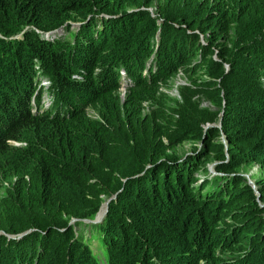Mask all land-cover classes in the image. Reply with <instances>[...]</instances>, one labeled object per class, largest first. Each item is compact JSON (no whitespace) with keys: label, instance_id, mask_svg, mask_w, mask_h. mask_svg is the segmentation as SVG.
Wrapping results in <instances>:
<instances>
[{"label":"trees","instance_id":"trees-1","mask_svg":"<svg viewBox=\"0 0 264 264\" xmlns=\"http://www.w3.org/2000/svg\"><path fill=\"white\" fill-rule=\"evenodd\" d=\"M88 12L99 14L80 20L73 45L48 43L29 29L23 30L29 51L23 41L3 45L24 58L6 76L26 85L37 56L54 104L38 117L28 112L30 88L0 94V126L9 121L4 133L0 129V264H96L88 248L67 254L70 219L93 216L102 196L112 195L110 219L96 223L105 246L133 229L143 235L128 241L130 251L137 242L159 239L157 232L182 235L163 240L158 259L142 254L140 264H190L195 249L207 256L203 246L230 249V257H213L210 264H264V176L254 191L237 174L242 163L264 168V0H0V34L30 23L52 28ZM152 52L155 69L141 75ZM114 65L132 80L122 98ZM177 69L186 83L177 87L179 99L168 97L171 104L158 87ZM71 72L82 78H70ZM217 120L218 127L211 125ZM22 133L24 144L12 146L9 140L21 141ZM191 137L201 140L200 148L178 156L174 146ZM211 156L216 173L198 180L195 171L205 172ZM169 215L163 225L159 219ZM135 259L111 256L109 264Z\"/></svg>","mask_w":264,"mask_h":264},{"label":"rangeland","instance_id":"rangeland-1","mask_svg":"<svg viewBox=\"0 0 264 264\" xmlns=\"http://www.w3.org/2000/svg\"><path fill=\"white\" fill-rule=\"evenodd\" d=\"M50 5L55 3V0H49ZM111 3V1H110ZM133 6L127 8L130 9ZM147 11L149 12L150 16H153L155 14V9L152 5H149L148 7H146ZM126 9V10H127ZM94 12H88L85 13L84 15H82L79 18H72L73 14H70L69 18L67 20H64L63 24L60 25H56L55 27L52 28H48L49 26H43V25H34V24H27L24 26V29H29L28 31H33V33H36L38 39L41 38L43 39V41H46L48 43H50V41L48 40L50 38V36H48L49 33H52L51 30L54 31L55 38H59L58 39V43L62 42V47L69 45L70 42L75 41L76 39V31L78 29V27L80 26V20L86 21L85 19L90 17V16H96L99 14L98 13H94ZM104 13V15L102 16H106L108 13L107 12H102ZM52 16V14H51ZM48 17V16H46ZM133 24H131L130 26H132ZM43 26V27H41ZM133 30H136L135 26H132ZM140 27L143 29H145V25L142 24L140 25ZM58 31V32H57ZM27 31H16L14 33L11 34H7V35H3L0 34V44H2V48L0 49V94L3 93H8V88L9 87H13L15 89V92L17 91L20 94H24V92L26 91V89H31V91L27 94L26 96V101L27 104L30 105L32 103V108L30 106H27L28 108V112H33L35 113L34 115L40 117L41 115H39L41 113L40 110V106L38 103L36 102V99L38 98L39 100H41L42 102V109L47 107L50 103L49 98L50 96L52 97L51 94L49 93H45V91H42L41 89H38V84H41L42 87H45L46 85V80L44 78V74L40 71V67H39V60L37 58V56H32V68L35 70V73L33 74V70L31 68L30 70V76H31V82L29 85H26V83H23L22 80L17 81L16 80V76L14 77H8L6 76L7 73H10L9 70L10 68L13 66V64H15L14 66L18 67L21 65H19L18 63L23 62V56L21 55V52L17 53V52H13L12 48L11 50L7 51L6 49H3V45L7 42L6 40L9 39H14L10 42L12 43H17V41H23L24 45H25V50L29 51V47H26V41L24 39V33ZM117 36V35H116ZM116 36L113 34L112 38H111V46L115 47L117 44H119L116 41ZM22 39V40H21ZM52 39V37H51ZM157 40L158 38L156 37V32L154 34V31H152L151 36H149V44L150 47L155 48L156 44H157ZM68 43V44H67ZM62 47H60L59 49H61ZM68 48V46L66 47ZM71 49V47L69 48V50ZM24 50V49H23ZM24 50V51H25ZM23 51V52H24ZM154 59V54H149L145 59H144V63H149L148 61ZM119 65H114L113 68L111 69L112 71L117 73V78L120 72V69H117L116 67ZM4 70V73H1V70ZM100 68H95L93 69V73L97 72ZM143 72V71H142ZM37 75H39V79L37 81ZM69 77L70 78H74V79H81V75H79L78 72H71L69 73ZM123 78V77H121ZM126 81H130V79L128 78ZM126 81L121 79V81L118 80V84L119 82H121L119 84V86L116 88V93L117 95L121 98L124 96L125 91H126ZM186 83V77L183 74V72L180 69H177L175 71H173L172 73H170L169 77L167 78L166 82L162 83L163 85H159L158 89L162 92H164L167 96L166 101L168 103H173L172 100L168 99V97H172L175 99H179V95H178V91H177V87L180 84ZM128 86V84H127ZM40 94L41 97H33L34 94ZM33 97V99H32ZM36 103L38 104L37 110H34V107L36 105ZM201 104L202 105H209V103L206 100H203V98L201 99ZM146 102L143 103V106L146 107ZM80 109H82L83 111H86L87 114L89 115H95V112L93 110V108L86 104V105H80ZM51 113V112H50ZM44 118H46L45 115H43ZM45 124V122H42ZM220 124L219 120L215 121L214 123H212L211 125H214L216 127H218ZM9 125V121L5 122V126L3 127L0 126V129L2 128L3 133L6 130L7 126ZM25 131V130H24ZM23 131V132H24ZM22 138L20 139L21 141L18 140H9L10 144H12V146L15 147H21L24 144V141L27 139V133H22ZM20 136V137H21ZM217 139L220 140L223 144V150L224 153L227 154V147H226V143L224 142V136L221 133V131L219 132ZM201 146V140L198 137H191V138H187V139H183L181 142H179L178 144H176L174 146V152L178 155V156H185L191 153H195ZM199 147V148H198ZM198 148V149H197ZM197 149V150H196ZM196 150V151H195ZM0 159H3L0 156ZM214 159L213 157H209L206 160V170L204 171H195L194 175L198 176V180H203L204 178H210L213 174L216 173V171H213L214 169ZM237 174H240L245 182L249 183L251 186H255V180L258 176H264V168L260 165H258L257 163H242L240 164L238 170H237ZM212 182V181H211ZM219 182V181H217ZM209 185L206 184V186ZM2 189H0L1 191ZM112 198H114V195L109 196V197H105L102 196V201L100 206L98 207V209L96 210V212L94 213L93 216L91 217H83V218H77V219H70V223L73 225L72 226V234H73V238H71V244L69 245V248L67 249V254H71L73 251H76V253L79 255L78 253V248L79 249H83L85 251V249H89L91 252V257H89V261L92 259L93 261L96 260V264H109V261L111 260V256L113 258V261L115 260H119L122 256H126L128 257L129 254H133L134 257L137 259V263H136V259L135 262L136 264H140L139 261H142L143 256L142 254H151L152 258H157L158 259V255L162 252H164L163 249V240H166L167 238H172V240H175L178 238L179 235V239L180 237H182L181 234H178L177 231L173 230V229H169L167 230L168 232L166 233V236H162L161 233H156L155 236L159 239L162 240H153L151 242H146V240H142L141 242H137V246H134L132 251H130V248H128V241H135L137 239H139V237H142L141 232L137 229H133L129 235L128 238L125 239L123 238V234H119V238L121 239V241H117L115 243V245H104L102 243V231L100 230V228H98L96 226V223H100L102 222L104 219H110L111 214H109V209L111 207V201L113 200ZM102 205V206H101ZM101 207V211L100 210ZM148 209H152V207H145ZM163 213H168V211L166 209H164L162 211ZM100 214V215H99ZM170 218V215L164 218H160L159 221L161 223H163V225H166V223L168 222V219ZM129 219V217H128ZM173 221H174V217H173ZM219 226L222 225V223H218ZM147 229L149 230L150 227H147ZM179 231V229H177ZM180 232V231H179ZM104 237V236H103ZM178 239V240H179ZM170 240V239H169ZM197 248V246H196ZM221 248V247H220ZM236 248L232 247V250H234ZM230 249H226V248H221V249H211L209 248V246L204 247L203 246V252L206 253L207 256H203L202 255V250L199 252H196V249L194 250L193 253L189 254V260H190V264H210V259H212L213 257H230V253H228L227 251ZM244 252V251H243ZM57 255V253L55 252L54 255ZM123 254V255H122ZM244 253H235L234 256L236 257H242ZM59 257V256H57ZM82 256H79V259ZM85 258V255H84ZM160 258V257H159ZM56 259V258H55ZM95 259V260H94ZM227 259V258H226ZM192 260V261H191ZM154 261V260H153ZM159 261V260H156ZM246 261V260H245ZM155 262H153L152 264H154ZM257 263V261L255 262H251L248 264H254ZM144 264V263H143ZM146 264V263H145Z\"/></svg>","mask_w":264,"mask_h":264},{"label":"clouds","instance_id":"clouds-1","mask_svg":"<svg viewBox=\"0 0 264 264\" xmlns=\"http://www.w3.org/2000/svg\"><path fill=\"white\" fill-rule=\"evenodd\" d=\"M20 31H23V28L20 30ZM51 32H52V36H51V33H49L48 34V36H50V38L48 39L50 42H52V41H54V40H58L59 38H55V35L56 34H54V31L53 30H51ZM58 32V31H57ZM4 37V36H3ZM51 37H52V39H51ZM70 43H72V42H70ZM151 54H153V52L151 53ZM149 63H143V65H142V67L139 69V71H140V74L141 75H147L146 73H145V70L146 69H148V68H151L152 70H154L155 69V64H154V59H151V60H149L148 61ZM32 63V62H31ZM31 68H32V66H30ZM40 67V66H39ZM118 68H121L120 69V72H119V75H118V80L119 81H121L120 80V75L121 74H123L124 76H125V78L123 79V80H127L128 78L130 79V81H126V83L128 84V86L132 83V80H131V78L127 75V73H126V71H125V69H124V67H122V66H117V69ZM32 70H33V74L35 73V70L32 68ZM40 71H41V68H40ZM143 71V72H142ZM42 72V71H41ZM43 73V72H42ZM44 74V73H43ZM36 78H37V81H38V79H39V75H37L36 74ZM44 76V78H45V80L47 81L46 82V85H45V87H42V85L41 84H38V89H41L42 91H45V93H49V94H53L52 92H51V82L49 81V79L45 76V75H43ZM121 82H119V84H120ZM119 84H118V86H119ZM127 84H126V87H127ZM117 86V87H118ZM33 97H41V95L38 93V94H34L33 95ZM33 97H32V99H33ZM122 98V97H121ZM36 102H39L38 104L39 105H41L40 106V110H41V113L42 112H44V110L42 109V102H41V100H39L38 98L36 99ZM37 103H36V105H35V107H34V110H37L38 109V107H37V105H38ZM27 106H30L31 108H32V106L31 105H28L27 104ZM51 112V113H50ZM49 112V114H52L53 112L52 111H50ZM31 113H33L32 111H31ZM33 114H35V113H33ZM59 114V116H62L63 115V112H61V113H58ZM251 186V185H250Z\"/></svg>","mask_w":264,"mask_h":264},{"label":"bare ground","instance_id":"bare-ground-1","mask_svg":"<svg viewBox=\"0 0 264 264\" xmlns=\"http://www.w3.org/2000/svg\"><path fill=\"white\" fill-rule=\"evenodd\" d=\"M51 36H52V33H51ZM118 69H121V68H118ZM145 73L147 74V69L145 70ZM121 77H123V78H121ZM124 78H125V76L123 74H121L120 75V80L121 79H124ZM51 95H52V97L50 96V98H49L50 103H49V105L47 107L43 108L44 111L51 110V108L53 107V104H54V95L53 94H51ZM30 105H32V103ZM99 212H100V210H99Z\"/></svg>","mask_w":264,"mask_h":264},{"label":"water","instance_id":"water-1","mask_svg":"<svg viewBox=\"0 0 264 264\" xmlns=\"http://www.w3.org/2000/svg\"><path fill=\"white\" fill-rule=\"evenodd\" d=\"M209 125V124H208ZM225 142V141H224ZM225 145V144H224ZM253 189H254V191H256V189H255V187L254 186H251Z\"/></svg>","mask_w":264,"mask_h":264}]
</instances>
